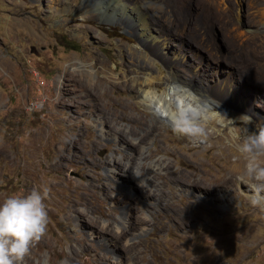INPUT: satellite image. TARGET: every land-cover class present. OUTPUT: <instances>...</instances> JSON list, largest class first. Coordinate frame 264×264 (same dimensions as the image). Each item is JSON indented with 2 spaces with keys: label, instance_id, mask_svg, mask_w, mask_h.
Returning <instances> with one entry per match:
<instances>
[{
  "label": "rangeland",
  "instance_id": "1",
  "mask_svg": "<svg viewBox=\"0 0 264 264\" xmlns=\"http://www.w3.org/2000/svg\"><path fill=\"white\" fill-rule=\"evenodd\" d=\"M55 1L0 0V201L49 191L24 264H264V207L235 147L264 128V0H124L153 40L113 0ZM144 66L212 94L205 141L133 96Z\"/></svg>",
  "mask_w": 264,
  "mask_h": 264
},
{
  "label": "clouds",
  "instance_id": "2",
  "mask_svg": "<svg viewBox=\"0 0 264 264\" xmlns=\"http://www.w3.org/2000/svg\"><path fill=\"white\" fill-rule=\"evenodd\" d=\"M241 118L247 133L246 125L252 123V116L242 115ZM174 131L193 143L203 142L208 137L206 119L198 112L179 116L174 122ZM239 140L241 137L235 135L230 143ZM235 147L245 162L239 179L251 189L252 204L264 207V128L245 135ZM48 197L49 191L45 188L0 201V264H24L32 246L45 236L49 224L45 204Z\"/></svg>",
  "mask_w": 264,
  "mask_h": 264
},
{
  "label": "bare ground",
  "instance_id": "3",
  "mask_svg": "<svg viewBox=\"0 0 264 264\" xmlns=\"http://www.w3.org/2000/svg\"><path fill=\"white\" fill-rule=\"evenodd\" d=\"M113 2H115L116 4L121 5L123 7H126L130 10H133L136 13V15L139 16L140 23H141L140 25H142L141 27L143 28V30H141L140 34L142 36H144L146 40L147 39L153 40L155 38L154 33L152 32L153 26H148L149 25L148 24L149 18L146 17V15L148 14L147 11L142 10V8L139 9V6L141 5L140 2L134 1L131 3H127V1H124V0H113ZM153 2L156 3L157 1H153ZM70 3L71 2L68 0H56L51 8H53L56 11L64 10V9L66 10L67 7H70V5H71ZM142 3H143V1H142ZM262 14H264V11H262ZM83 18L86 19L87 16H84ZM23 21H22L23 25H26L25 23H27V22L24 23ZM152 23H153V21H152ZM21 26H22V24H21ZM95 34H97V36L100 35L97 30H95ZM154 49H155V47H154ZM161 56L162 55L159 54V57H161ZM142 68H145V71H146L145 75H143V77L141 76L142 78H140L138 76H135L133 78L131 77V79L134 80L133 82H135V84L138 85V86L133 87V89H134V95L133 96H137L138 98H140V100L144 104H146V106L150 110L153 111V113L156 117L163 118V119L167 120L171 125H174V122L177 120V118L179 116L189 114V113H197L198 112V113L202 114L206 118V122H208V123H211L214 121V116H215V118H217L216 117L217 112L214 111V106L212 104L208 103V100L211 99L212 94H210L209 92H206L204 90H201V89L200 90L199 89H193L191 87H187V86L181 85V84L179 85L180 89H178L172 84L173 80H171V81L169 79L165 80L161 76L160 72H154V71H152V68L145 67V66ZM90 73H92V72H90ZM84 75H86V74H84ZM125 85L127 86V88L132 87V85H129V86H128V84H125ZM90 86H93V85H90ZM89 93H91V92H89ZM92 94H94V93L92 92ZM219 120L222 122V120L220 118H219ZM140 124L145 125L146 124L145 120L141 119ZM152 130H153V127H152ZM143 141L144 140H142V142ZM120 166L122 169H125V167L123 165L120 164ZM109 171H110V169H109ZM140 173H141V171H140ZM144 179H146V178L138 176V181H139L138 185L144 187V184H145ZM120 191H121V189H120ZM141 195L144 198L143 204H145L147 202V199L151 198L150 196L147 197V196H144L143 194H141ZM123 197L128 198L129 196H123ZM136 197L137 196H135L134 199H136ZM250 197H251V194H250ZM209 199L213 200V196H211V197L209 196ZM124 201H126L125 198H124ZM125 208H126L125 211H127L128 207H125ZM121 222H123V220ZM117 226H118V228H122L123 231L125 230L122 227L123 225L122 226L117 225Z\"/></svg>",
  "mask_w": 264,
  "mask_h": 264
}]
</instances>
